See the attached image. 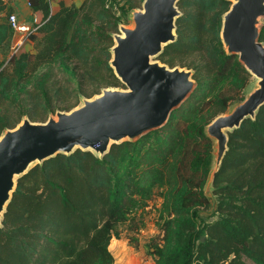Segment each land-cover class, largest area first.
<instances>
[{
  "label": "trees",
  "instance_id": "obj_1",
  "mask_svg": "<svg viewBox=\"0 0 264 264\" xmlns=\"http://www.w3.org/2000/svg\"><path fill=\"white\" fill-rule=\"evenodd\" d=\"M7 1L0 0L2 52L10 49L12 34ZM27 2L33 14H41L42 24L29 37L34 51L12 56L7 63L11 71L0 72V107L11 87L58 55L87 62L96 54L109 62L112 34L120 24L116 0H83L76 7L59 2L55 12L49 0ZM177 5L181 11L177 38L156 59L175 67L178 50L202 51L207 65L200 68L207 75L196 78V89L162 127L135 141L112 144L101 158L80 149L57 154L19 177L1 220L0 264H113L112 238H119V227L130 221V213L155 186L169 187V212L186 221L194 215L193 207H209L200 190L213 158V141L204 132L209 122L204 126L196 117L206 94L202 81L208 79L212 87L229 82L227 70L232 69L240 73L236 85L240 91L250 74L236 55H226L219 38L229 1L179 0ZM259 37L264 42V23ZM107 68L112 71V86L117 87L121 82ZM214 100L216 117L230 104L224 97ZM7 125V119L1 118L0 132ZM227 146L212 183L221 216L190 233L183 247L160 252L164 264H264V105L254 120L245 119L228 133ZM240 253L251 263L241 260Z\"/></svg>",
  "mask_w": 264,
  "mask_h": 264
},
{
  "label": "water",
  "instance_id": "obj_2",
  "mask_svg": "<svg viewBox=\"0 0 264 264\" xmlns=\"http://www.w3.org/2000/svg\"><path fill=\"white\" fill-rule=\"evenodd\" d=\"M179 0H143L141 8L128 13L130 25L119 24L112 34L109 66L125 88L106 87L69 111H56L44 122L28 117L0 135V224L16 189L17 179L32 167L57 154L75 150L103 157L112 144L135 141L162 127L170 114L195 89L193 72L169 67L158 57L177 38L176 19L181 15ZM222 15L220 40L226 55L255 78L252 90L204 128L213 141L212 167L204 187H212L216 172L228 150V133L245 119L254 120L264 105V0H227ZM207 196V195H206Z\"/></svg>",
  "mask_w": 264,
  "mask_h": 264
},
{
  "label": "rangeland",
  "instance_id": "obj_3",
  "mask_svg": "<svg viewBox=\"0 0 264 264\" xmlns=\"http://www.w3.org/2000/svg\"><path fill=\"white\" fill-rule=\"evenodd\" d=\"M82 1L49 0L52 12L59 8V2L76 7ZM116 1L114 11L119 17V23L130 25L128 17L130 6L133 4L135 6L133 8H141L142 0ZM7 14H15L21 22L25 23H30L34 16L29 9H25L20 14L17 11H8ZM210 28H212L211 25ZM12 38L11 34L7 46H11ZM103 47V45L96 46V48ZM23 49L33 52V42H26ZM9 52V49L7 52H3V56L9 57ZM175 57L177 58L175 66L192 70L195 81L196 78L207 75L200 68L207 65L205 54L202 51L186 52L184 48L178 50ZM107 65L110 67L107 59L102 55L95 54L87 62H80L69 54L56 56L53 60L38 66L25 81L10 88L4 104L0 107V119L5 117L8 121L6 128H13L24 116L34 122H44L50 114L55 115L58 110H71L80 103V97L90 98L99 94L103 88L116 87L112 86L113 78L110 76L112 71L107 68ZM8 66H5L3 70L7 69L10 72L11 69ZM227 73L229 82L224 84L219 82L216 87L210 86L207 83L208 79L202 81L201 88L204 87L206 94L201 97L202 100L198 103L196 117L204 126L215 117L217 104L214 98L217 96L227 98V102L230 104L229 109L234 103L241 101L254 87L255 78L250 75V81L245 88L237 91L236 85L240 73L232 69H228ZM117 87L125 88L122 83ZM196 87L197 82L195 89ZM218 90L225 94L220 95ZM206 180L207 176L202 181L203 185L200 188L202 192H204ZM165 181L170 184L167 180ZM212 189L211 186L205 189L209 207H193L194 215L190 216L189 221H186L170 214L171 209L169 205H166V195L170 194L169 187L166 184L155 186L149 196L142 200L139 208L130 213L128 216L130 221L119 227L120 236L118 239L113 237V243L114 240L126 242L132 249V253L148 260V264H164L160 252L168 254L183 247L190 233L201 228L204 223L214 221L221 216L216 211V196ZM238 256L241 260L251 263L243 254L240 253Z\"/></svg>",
  "mask_w": 264,
  "mask_h": 264
},
{
  "label": "built area",
  "instance_id": "obj_4",
  "mask_svg": "<svg viewBox=\"0 0 264 264\" xmlns=\"http://www.w3.org/2000/svg\"><path fill=\"white\" fill-rule=\"evenodd\" d=\"M28 5V2H27ZM8 23L12 29V43L10 46L9 57L2 60L0 63V72L7 65L8 60L12 56H18L25 50L23 49L26 42H31L30 35L36 34L38 28L42 24L41 17L33 16L30 23L21 22L15 14H10L8 16ZM28 51V50H26Z\"/></svg>",
  "mask_w": 264,
  "mask_h": 264
},
{
  "label": "crops",
  "instance_id": "obj_5",
  "mask_svg": "<svg viewBox=\"0 0 264 264\" xmlns=\"http://www.w3.org/2000/svg\"><path fill=\"white\" fill-rule=\"evenodd\" d=\"M22 8V9H21ZM25 9H29L27 5V0H8L7 1V10L8 11H17L24 12ZM35 16L41 17L40 13H34ZM7 56H3V52L0 51V62L6 59ZM112 241V240H111ZM109 250L113 255L114 262L113 264H148L149 261L145 260L143 257H139L136 254L132 253L130 246L121 240H114L109 245Z\"/></svg>",
  "mask_w": 264,
  "mask_h": 264
}]
</instances>
